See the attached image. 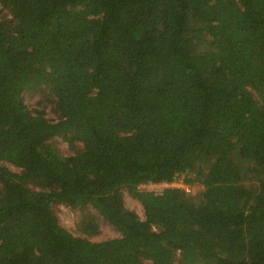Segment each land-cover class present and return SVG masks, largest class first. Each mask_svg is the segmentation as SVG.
Returning <instances> with one entry per match:
<instances>
[{"label": "trees", "instance_id": "trees-1", "mask_svg": "<svg viewBox=\"0 0 264 264\" xmlns=\"http://www.w3.org/2000/svg\"><path fill=\"white\" fill-rule=\"evenodd\" d=\"M147 262L264 264V0H0V264Z\"/></svg>", "mask_w": 264, "mask_h": 264}, {"label": "rangeland", "instance_id": "rangeland-1", "mask_svg": "<svg viewBox=\"0 0 264 264\" xmlns=\"http://www.w3.org/2000/svg\"><path fill=\"white\" fill-rule=\"evenodd\" d=\"M35 99H36L35 93L23 94V100L27 103L33 102L35 101ZM47 116L49 118L54 117L51 112H49ZM151 184L152 183L145 184L141 188L148 190V191H153L156 193H159L163 190L164 186L158 187V186L151 185ZM173 185H177L180 187L184 186L181 180V176L180 178L177 179V181H174L172 184H169V186H173ZM123 200L127 208L136 211L139 214V216L141 217L143 216V209H142L140 201L137 198L131 196L126 190L123 191ZM54 210H55L57 217L59 218L60 223L63 226L67 227L68 229H72L73 227L76 226V221L78 219V216L76 215L75 212H73L68 207L63 206V205H54ZM99 226H100L101 232H100V235L97 237V239L101 240V239H105L106 237L116 236L117 232L103 218H99ZM146 264H151V263L147 262Z\"/></svg>", "mask_w": 264, "mask_h": 264}, {"label": "built area", "instance_id": "built-area-1", "mask_svg": "<svg viewBox=\"0 0 264 264\" xmlns=\"http://www.w3.org/2000/svg\"><path fill=\"white\" fill-rule=\"evenodd\" d=\"M151 185H155V186H158V187H162V186H164V187H167L168 186V184L167 183H159V184H151ZM144 186V185H143ZM163 187V188H164Z\"/></svg>", "mask_w": 264, "mask_h": 264}]
</instances>
